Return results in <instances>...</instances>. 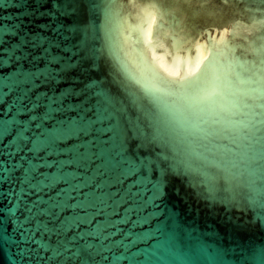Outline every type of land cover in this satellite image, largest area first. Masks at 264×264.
Returning <instances> with one entry per match:
<instances>
[{
    "label": "water",
    "instance_id": "obj_1",
    "mask_svg": "<svg viewBox=\"0 0 264 264\" xmlns=\"http://www.w3.org/2000/svg\"><path fill=\"white\" fill-rule=\"evenodd\" d=\"M69 2L0 0V25L40 31ZM80 2L96 84L88 97L65 104L39 72L16 70V45L0 58V264H260L264 152L245 160L215 119L203 139L176 106L210 107L264 79V0ZM4 35L0 27V42ZM37 102L43 115L31 114ZM14 124L29 136H11ZM58 125L69 130L56 147L45 137ZM125 126L167 170L158 206L128 178L136 168L120 158ZM161 231L175 245L165 256L150 239Z\"/></svg>",
    "mask_w": 264,
    "mask_h": 264
},
{
    "label": "snow or ice",
    "instance_id": "obj_2",
    "mask_svg": "<svg viewBox=\"0 0 264 264\" xmlns=\"http://www.w3.org/2000/svg\"><path fill=\"white\" fill-rule=\"evenodd\" d=\"M83 7L80 0H70L63 7L57 3L56 10L49 11L47 21L41 25L40 31L36 32L24 30L22 24L0 25L5 33L3 41L0 42V58L7 61L8 52L12 50L13 45L18 46L15 55L20 59L8 63L16 70L29 71L33 74L39 72L40 77L45 80V85L53 86L52 94L61 97L65 104L72 100L78 101L81 97H88L96 87L95 82L89 80L87 75L90 72L89 47L86 43L81 46L83 34L89 29L86 27L82 29L81 21L76 19L77 9ZM66 48L69 51H64ZM23 53H27L26 60ZM45 69H54L55 73L46 72ZM98 92L106 101H114L113 97L103 90ZM21 107L27 109L26 104H22ZM176 107L178 111L187 113L184 117L186 128L197 129L203 139L207 140L213 135L209 128L210 121L215 119L217 123L222 122L220 133L217 134H226L245 160L257 162V155L264 152V147L257 148L259 143L257 132L260 131L259 126L264 124V79L252 80V85L247 89H237L225 99L213 101L210 107H198L194 104ZM46 111L42 102H37L31 114L40 116ZM28 118L30 117H20L21 120ZM59 118L63 119L62 116ZM48 126L52 128L51 124ZM68 130L66 126L58 125L45 140L49 145L59 147L60 144L56 145L55 141ZM18 132L22 136H29V133L24 132L23 124L12 126L11 136L17 135ZM8 136L10 135H6L5 138ZM119 136L120 158L126 161L124 167L136 168L128 178L134 183L145 185L151 192V204L156 205V201L163 199L166 194L167 170L161 166L158 158L146 155L142 151L146 149L148 141L138 131L134 132L125 126ZM20 143L24 144V140L21 139ZM225 154L232 155V150L225 146ZM260 166L264 169V156H261ZM213 187L214 185L210 183V191ZM6 239L7 237L0 235V241ZM150 239L156 240L155 251L162 256L170 254L175 247L173 239L163 231L159 236L151 234ZM259 260L260 264H264V250L260 251Z\"/></svg>",
    "mask_w": 264,
    "mask_h": 264
}]
</instances>
